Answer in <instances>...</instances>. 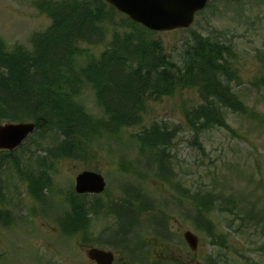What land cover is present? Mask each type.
Masks as SVG:
<instances>
[{"label":"rangeland","instance_id":"1","mask_svg":"<svg viewBox=\"0 0 264 264\" xmlns=\"http://www.w3.org/2000/svg\"><path fill=\"white\" fill-rule=\"evenodd\" d=\"M44 1L51 5L45 4V9L39 10L37 5ZM57 1L60 0H0V41L6 49L13 51L22 47L32 51L35 36L51 26L50 10ZM91 8L100 14L98 26L104 28V41L78 46L84 53L99 58L115 34H131V26L117 16L111 21L99 6ZM71 22L73 24L74 20ZM193 28L233 45L241 81L230 82V87L247 107L245 115L226 111L229 130L216 127L203 132L199 138L201 150L186 120L187 111L201 103L197 89L182 88L174 96L146 102L138 126L124 129L118 136L102 137L91 144L87 156L54 162L50 202L45 207L31 197L25 181L19 180L12 171H5L4 196L1 193L0 197L2 206L10 208L14 214L12 225L0 224V264H95L86 254L91 247L113 251L114 264H133L115 244L113 234L120 226L121 217L107 212L109 205L122 203L129 197L133 200L138 197L150 205L141 216L137 214L134 218L138 220L134 227V214H130L132 226L128 236L131 241L136 238L144 244L146 251L151 249L149 261L152 263L159 260L156 255L166 246L176 249L177 254L188 261L186 264H212L209 257L218 254L217 264H264V255L258 251V245L264 243V0H213L209 8L196 17ZM189 37L188 30H176L159 32L149 39H159L164 52L178 61ZM81 99L92 114L102 115L92 90L86 89ZM154 123L176 129L173 143L167 149L171 162L168 164L163 155L165 168L160 175L148 151L140 153L133 137ZM40 154H44L43 150ZM85 170L101 173L107 188L105 194L88 197L89 203L98 206L94 210L87 208V222L77 229L74 223L70 224V219L74 218L67 220L66 216L72 210L69 200L75 178ZM198 191L212 192L221 201H236L237 207L230 206L232 213L207 214L212 221L210 231L222 237L220 242H212L207 230L210 225L205 220L201 218L200 224L195 223L192 199ZM14 205L18 207L14 209ZM243 208L251 212L255 219L251 218V222L260 224L243 223L248 215L243 213ZM17 215L22 216V221ZM154 216L159 219L163 234H155L150 227ZM60 221L73 233L65 236ZM187 230L199 237L196 253L185 243L183 234ZM137 259L141 260L138 255ZM137 264L141 263L137 261Z\"/></svg>","mask_w":264,"mask_h":264},{"label":"trees","instance_id":"2","mask_svg":"<svg viewBox=\"0 0 264 264\" xmlns=\"http://www.w3.org/2000/svg\"><path fill=\"white\" fill-rule=\"evenodd\" d=\"M92 6H99L111 21L116 18L117 13L103 0L60 2L50 10L53 25L37 40L34 53L22 48L8 52L0 42V120H32L37 124V150L45 140L52 143L46 150L48 157H35L31 152L23 160L3 157L0 172L5 167L26 174L31 196L41 202L45 200L44 190L51 185L48 160L80 157L95 140L139 124L146 102L173 96L182 88L197 89L202 103L186 115L196 136L216 127L228 129L224 110L247 112L229 86L230 81H240L233 65V47L216 37L194 33L193 44L176 63L164 54L160 41L150 40L152 34L128 20L131 34H126L130 35L115 34L111 49L100 60H90L78 68L81 53L77 44L98 43L106 34L98 26L101 17ZM85 86L95 90L105 119L95 118L79 102ZM173 135L174 130L153 125L135 139L161 161ZM195 141L203 150L198 139ZM41 165L45 166L43 171ZM217 198L212 192L193 195L196 218L204 217L210 225L208 231L212 225L207 214L232 213L230 206H236ZM70 202V217L80 229L87 222V205L74 199Z\"/></svg>","mask_w":264,"mask_h":264},{"label":"water","instance_id":"3","mask_svg":"<svg viewBox=\"0 0 264 264\" xmlns=\"http://www.w3.org/2000/svg\"><path fill=\"white\" fill-rule=\"evenodd\" d=\"M120 10L128 13L135 21L141 22L154 30H167L176 27L190 26L194 13L203 8L207 0H108ZM33 124L11 125L0 127V149L17 147L33 130ZM101 176L85 172L77 179V191L101 192L104 189ZM185 239L192 250L198 246V238L191 232L185 234ZM90 259L98 264H112L114 257L111 253L91 249Z\"/></svg>","mask_w":264,"mask_h":264}]
</instances>
